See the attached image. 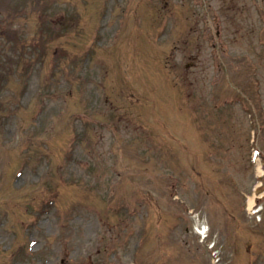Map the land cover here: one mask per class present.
Instances as JSON below:
<instances>
[{"label": "rangeland", "instance_id": "obj_1", "mask_svg": "<svg viewBox=\"0 0 264 264\" xmlns=\"http://www.w3.org/2000/svg\"><path fill=\"white\" fill-rule=\"evenodd\" d=\"M30 1L0 0V264H264V0Z\"/></svg>", "mask_w": 264, "mask_h": 264}, {"label": "bare ground", "instance_id": "obj_2", "mask_svg": "<svg viewBox=\"0 0 264 264\" xmlns=\"http://www.w3.org/2000/svg\"><path fill=\"white\" fill-rule=\"evenodd\" d=\"M249 205L251 206L252 205V201L250 200V203H249Z\"/></svg>", "mask_w": 264, "mask_h": 264}]
</instances>
